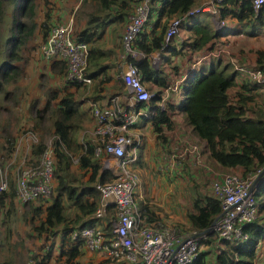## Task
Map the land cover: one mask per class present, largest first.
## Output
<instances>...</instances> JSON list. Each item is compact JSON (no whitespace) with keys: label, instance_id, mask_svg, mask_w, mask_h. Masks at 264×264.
Instances as JSON below:
<instances>
[{"label":"trees","instance_id":"obj_1","mask_svg":"<svg viewBox=\"0 0 264 264\" xmlns=\"http://www.w3.org/2000/svg\"><path fill=\"white\" fill-rule=\"evenodd\" d=\"M138 1L90 0L87 2V0H81V4H92L91 11L86 14V27L73 34L72 40L90 46L99 41L107 27H113V30L117 32V29L126 25L128 17L133 13ZM196 5V0H153L151 3L148 20L133 46L136 51L142 54V58L138 61L130 59V62L141 73V82L143 84L151 82L156 89L151 92L144 85L150 93V101L137 108L147 109L145 117L150 119L153 132L160 142L165 139L164 129L168 131L173 129L175 123L172 119L179 114H184L185 122L191 128L193 135L205 145L206 158L214 170L220 168L231 172L237 171L235 174L244 177L248 173L264 168V108L258 106L256 101L259 96L258 89L264 88V86L252 83L249 75V73L255 72H261L264 75V62L261 60L264 52L257 54L256 67H248L238 63L235 55H224L219 50L209 47L213 41L219 42L223 37H228L229 32H233L234 35L237 32H260L264 29V9L254 18L251 0H223V3L217 8L218 19L225 28L220 31H214L209 25L197 21V17L201 14L185 18L179 27V32H189L190 35L183 44L184 48L188 47L195 52L209 46L201 55L214 53L216 56L210 58L211 68L208 72L203 66L199 70L193 71L191 76L185 80L179 101L167 98L163 102V94L171 85L169 84L170 77L157 75L150 68L149 56L153 52L162 51L169 25L174 20L185 17L194 10ZM8 9L11 10L10 28L5 44L10 60L20 59L18 58L19 52L34 38L36 32H39L42 43L47 39L51 28L60 25L54 23L56 22L54 16L52 22L48 23L47 12L44 13L41 22H35V18L39 15L35 0H0V22ZM234 20L238 26L231 30L229 25ZM101 57H105V54H101L94 48L88 51L86 75L92 80V85L96 83L94 90L113 79L106 75L108 64L99 65ZM231 58L235 59V62L232 61L233 64L230 62ZM41 61L52 76L63 79L65 84L50 117L52 132L57 138L53 170L54 188L50 198L39 199L23 206L21 214L25 208H28L29 212L26 216L33 222L32 232L36 237L47 234L53 241L60 237L59 248L62 255H59L58 259L67 256V262L70 264L72 260L81 257L82 251L88 253L80 240H71L70 234L75 229L98 225V222L93 219L100 203V195L95 186L112 182L114 176L101 169V161L94 157L92 142L78 140V135L84 127V122L88 121V114L91 113V110L90 107L85 111L81 110L77 99L79 92L77 94L76 91L86 87L64 82L66 72L64 62L58 59H53L50 62H44L42 59ZM116 64L115 60L109 66ZM89 70L90 72H88ZM19 72L20 68L10 65L8 60L1 64L0 94L4 89L3 86L14 81ZM102 76L104 77L101 78ZM112 90L111 95H108L105 101L116 96L118 90L114 86H112ZM92 100L97 103L94 99ZM90 102L92 101L90 100ZM162 102L163 105L160 106ZM46 109L45 107L44 111ZM43 149L41 145H38L32 151V156H39L44 151ZM73 159H77V162L74 163ZM73 166L77 174L72 171ZM201 174L210 181L211 186L215 176L213 172L208 171L206 174ZM83 179L85 180L83 181ZM259 179L260 184L253 192L257 219L244 227L247 240L233 244L228 242L216 244L215 237L210 234L207 240L201 244L199 254L192 264L264 263L262 260L264 255L261 256L264 251V175ZM194 182L197 180H190L189 193L186 196L187 202H190L187 219L191 231L206 232L219 216L221 207L213 195L211 187L210 193H208L203 189L199 190L197 185H194V188L191 185ZM7 199L9 208L7 207L4 217L8 219L11 211L17 214L18 202L15 201L13 191L10 194L2 193L0 194V210L6 207ZM138 206L140 209L143 207L144 210L147 209V206H143V204ZM147 212L150 221L155 222L148 209ZM0 214L2 213L0 212ZM26 216L23 215V218L27 219ZM114 219L115 209L113 206H108L106 215L100 223L105 234L109 233L111 221ZM57 230L61 232V236H58ZM2 245L0 244V246ZM30 260L33 264H51L53 258L49 250L41 258L32 256ZM9 263L6 261L0 264ZM105 263L129 264L125 262L112 263L109 260H106Z\"/></svg>","mask_w":264,"mask_h":264},{"label":"built area","instance_id":"obj_2","mask_svg":"<svg viewBox=\"0 0 264 264\" xmlns=\"http://www.w3.org/2000/svg\"><path fill=\"white\" fill-rule=\"evenodd\" d=\"M152 2L139 0L136 3L122 35L119 80L126 93L125 97H110L106 106L94 102L89 104L93 118L91 142L94 145V157L101 161V169L110 172L114 180L95 186L100 195V203L93 219L98 225L75 229L70 237L72 241L80 240L88 253L102 254L112 263L192 264L199 254L201 244L210 234L215 237L216 244L247 240L244 227L257 219L253 192L260 184L259 178L264 175V168L244 177L237 174L214 176L210 187L221 212L206 232L182 233L176 228L151 223L147 212L138 207L136 191L140 178L129 168L136 160L132 151L138 142L133 138L131 130L146 116L144 109L137 107L147 104L151 96L141 82V73L131 64L130 59L138 61L142 58V54L133 46L148 20ZM222 3L223 0H210L206 10L218 15L217 8ZM251 7L256 18L264 9V0H251ZM199 12L194 9L185 17L174 20L166 31L165 41L179 34L180 23L185 18ZM72 35L70 25L52 27L47 39L39 45V55L44 62L58 59L65 63V83L89 88L92 80L86 75L88 48L85 44L74 42ZM249 75L253 82L264 86V75L261 72ZM56 141L55 137L53 145L44 149L37 164L26 165L18 171L15 181L18 206L48 199L52 195ZM190 151L195 152L196 147ZM73 162L76 163L77 159H73ZM202 167L208 171L207 167ZM7 190L5 177L0 174V194ZM108 206L114 207L115 219L111 221L109 233L105 234L100 223ZM57 234L61 236L60 231Z\"/></svg>","mask_w":264,"mask_h":264},{"label":"crops","instance_id":"obj_3","mask_svg":"<svg viewBox=\"0 0 264 264\" xmlns=\"http://www.w3.org/2000/svg\"><path fill=\"white\" fill-rule=\"evenodd\" d=\"M53 1L57 3L56 7L59 8L60 11L56 10L51 15L60 19L61 22L59 24H70L74 30V33L72 32V34H76V32H79L86 27V17L78 23L74 20L73 15H70V12H72V5L75 3L74 0H62L63 3H59L61 0ZM79 2L81 3V0L77 1L75 8H73V14L79 7ZM199 3L201 4V1L196 0V4L198 5ZM196 20L209 25L214 31H218L214 26V20L210 16L199 15ZM231 25V30H234V28L238 26L235 20L231 22ZM112 28L113 27H107L106 32L102 33L99 41L87 46L88 51L94 48L95 50L100 51L101 54H105V57H101L99 65L108 64L106 75L113 77L111 82L98 86L99 89L97 88L94 90L95 86L93 83L88 90L89 96L87 101L90 102L91 100L93 102L92 99H94L95 102L102 106L107 105L105 98L108 95H111L113 91L112 86L118 90L115 95L119 98H124L126 94L119 80V69L117 67V64L121 61L120 54L122 52V47L120 45V49H118L116 45L117 41H119L120 44L125 25L121 28V31L117 30L116 35L111 34ZM156 34L158 33L156 32ZM183 34L187 35V39L190 37L189 32H179V34L174 36L170 41H165L162 51L153 52L149 56L150 68L159 76L170 77L169 84L171 85L164 92L165 95L167 93V97L165 98L163 96V102H165L167 98L179 101V95L182 93V89L185 86V80L191 76L193 71L199 70L203 66L206 72H208L211 68L210 58L216 56L214 53L211 55L209 54L208 56L201 55V53L205 52L209 46L204 50L195 52L191 51L188 47L184 48L185 45L183 44L185 41L183 42L180 40ZM228 34V37H223L219 42L213 41L211 45L209 44V48L212 47L213 49L219 50V52H222L221 54L224 55H235L238 60H241L243 66L256 67L257 65L255 63L257 54L261 52V50L255 47V42L260 41L264 44V29L260 32H237L236 35H234L233 32H229ZM236 38H241V40H235ZM140 59L141 58H139V60ZM115 60L117 62V64L114 65L115 67H110L109 64L113 63ZM261 60L264 62V56ZM232 61L235 62V59L231 58L230 62L232 63ZM177 67L180 69L186 68V73L182 76L179 71L176 72ZM174 75H177L176 79ZM103 77L104 76L101 78ZM60 80L62 83L63 79ZM144 85L147 89H150L151 92H154V89H156L151 82H146ZM169 92L174 93V97L168 95ZM163 102L160 106L163 105ZM79 103L81 105V110L85 111L89 109L88 103L85 104L83 98L79 99ZM144 112L147 113V109H144ZM179 118H182L183 122H180ZM87 119L88 121L84 122V127L78 135V140L81 142L90 141L92 137L91 130L93 126V118L91 113L88 114ZM142 119H146V117H143ZM172 120L175 123L173 129L169 131L164 129L163 134L165 139L161 142L157 140V135L153 132L151 124L149 126L144 125V127H140L141 129H137V126L135 125L131 130L133 138L135 137L134 139L138 142L134 147V151H132L136 158L135 170H138L140 175V183L137 188L136 197L139 198L138 205L143 204V206H147L149 213L153 220H155V222L150 221L151 223H160L166 226L179 225L178 230L184 233L182 228L185 227L188 230L191 226L187 219V214L190 212V202H187L188 200H186L185 202H187V205L183 204V195L186 194V199L190 180H196L199 173L201 174L202 172L206 174L211 170L208 169V171H206L202 167L203 165L206 167V164L209 163L206 158L207 153L205 145L193 135L191 128L185 122V116L179 114ZM192 147H196L195 152L190 151ZM26 159V156L19 157V161L24 162ZM220 170L222 169L219 168L217 171ZM215 173L216 172H213L214 175H216ZM191 185L193 184L191 183ZM187 186L188 189H186ZM20 209L21 208L18 207V213L22 212ZM147 209H145L146 212Z\"/></svg>","mask_w":264,"mask_h":264},{"label":"rangeland","instance_id":"obj_4","mask_svg":"<svg viewBox=\"0 0 264 264\" xmlns=\"http://www.w3.org/2000/svg\"><path fill=\"white\" fill-rule=\"evenodd\" d=\"M77 1L78 0H74L75 3L72 5V12H70V15H73L74 20L79 23L82 19H85L87 12L91 11L92 4L87 3V5H84L79 2L80 5L73 14V8H75ZM89 1L90 0H87V2ZM200 1L201 4L199 3L196 5L194 9L199 10V14L203 16H210L214 20V26L218 31L225 29L220 23L221 21L218 19V15L209 13L206 10L210 4V0ZM35 3L37 12L39 13L37 18H35V22H41L44 18V13L47 12L48 23H50L54 18L51 17L53 16L51 14H53L56 10L60 11V9L56 7L57 3L53 0H35ZM59 3H63L62 0ZM10 13L11 10L8 9L0 22V66L2 63L8 60L10 65L19 67L20 72L14 81L3 86L4 89L0 94V174L2 177H5V181L8 186V190L4 193L10 194V192L13 191L15 195V181L18 171L20 168L25 167L26 165L37 164L40 155L43 152L42 151L39 156L33 157L32 151L38 145H41V147L45 149L47 146L53 145L54 143L55 134L52 132L53 128L50 117L59 101V93L63 88H65V84L63 82L61 83L60 78H55L52 76L47 67L42 63L39 55V45L41 44V37L40 34H38L39 32H36L34 38H32L19 52L18 58L20 59L10 60L8 58V51L5 42L6 38L8 37V30L10 28ZM54 21H56L54 22L56 24L61 22L58 17ZM229 26L232 25L230 24ZM117 30L121 31V29ZM73 31L74 30L72 29V32ZM111 34L116 35V31H114L113 28ZM186 36V34H183L180 40L186 42ZM235 40H241V38H236ZM255 43V47L259 48L261 52H264V44L260 41H256ZM116 45L119 49V41H117ZM235 59L238 61V63H242L241 60H238L237 58ZM119 64L120 63L117 64V67L120 72ZM177 71H179L183 76L186 73V68L180 69L177 67L176 72ZM88 72H90V70ZM174 76L176 77L177 75ZM251 82L256 84L253 81ZM251 82L250 84H252ZM94 84L96 85V83ZM89 89L90 87L81 88L80 91H76L77 94L79 92V97H77V99L79 100L80 98H83V102L85 104L88 103V105L90 104V102L87 101ZM258 93V97H261L259 99L258 97L256 98L257 104L261 108H264V88L260 87L258 89ZM163 95L164 97H167V93L166 95ZM168 95L174 97L175 94L169 92ZM45 107L47 108L46 111H44ZM179 120L180 122H183L182 118H179ZM150 124L151 121L149 118H141L137 122L136 126L137 129H141L140 127H144V125L149 126ZM91 140L92 138L90 141ZM20 156H26L27 159L24 162L19 161ZM135 165V162H133L130 164L129 168L136 172L140 178L138 170H135ZM206 165V167L210 169L211 172H216L215 174L217 175L237 173V171H217L211 166L212 164L207 163ZM72 171L74 174H77L74 166ZM84 180L85 179H83V181ZM196 180L197 182L192 183L193 186L197 185L196 187H198L199 190L203 189L210 193V181L207 180L203 174L199 173ZM186 189H188V186ZM187 192L189 193V190ZM185 195L186 194L183 195L182 201L184 200L183 204L187 205V202H185ZM136 201L138 203L139 198L136 197ZM5 206L6 207L3 210H0L2 213L0 214V244H3L0 246V263L8 261L10 262L9 264H33L32 260H30L32 256L41 258L50 250L53 258L51 264H68L67 256L60 257V259H58V256L62 255L59 248L60 237L54 241L51 240V236L49 237L47 234L36 237L32 232L33 222L28 218V216H26V214L29 212L28 208H25L22 214L21 212L18 213V207L21 208L20 211H22L23 207H20L17 204V214H15L14 211H11L7 219L4 217V215L7 211V207L9 208L8 199L5 202ZM23 215H25L27 219H24ZM175 226L169 225V227L179 229V225ZM182 231L184 233L191 232L190 229L187 230L185 227L182 228ZM258 251L260 252V249ZM263 255L264 251L261 253V256ZM106 260L108 259L102 254H89L82 251L81 257L76 260H72L70 264H107L105 263ZM262 260H264V258ZM109 262L111 261L109 260Z\"/></svg>","mask_w":264,"mask_h":264}]
</instances>
